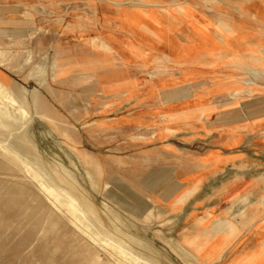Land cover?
<instances>
[{
	"label": "rangeland",
	"instance_id": "1",
	"mask_svg": "<svg viewBox=\"0 0 264 264\" xmlns=\"http://www.w3.org/2000/svg\"><path fill=\"white\" fill-rule=\"evenodd\" d=\"M113 5L123 22L141 29L127 33L145 54L140 87L145 100H152L148 95L155 90L166 95L208 92V102L241 110L240 118L232 113L226 118L227 134L233 125L244 131L252 116L264 117L245 104L264 98V0H113ZM29 45L0 38V72L5 76L0 77L14 92L7 110L14 116L26 114V140L0 127V264H138L137 256L145 264H208L216 259L215 254L201 257L204 242L192 252L186 248L183 225H170L173 220L155 209L144 177H105V163L84 159L74 115L63 113L62 105L93 84L62 72L71 50L33 51ZM0 106H5L1 99ZM256 130L259 135L264 124ZM255 142L256 137L243 139L230 149L246 158L210 179L209 202H217L216 210L226 218L199 236L203 241L220 234L221 246L239 225L240 250L261 239L254 230L264 225V147ZM216 186L224 192L213 201ZM55 187L64 197L56 195ZM238 202L240 210L234 213ZM235 217L239 220H229ZM232 253L211 264H225ZM234 264H264V240Z\"/></svg>",
	"mask_w": 264,
	"mask_h": 264
},
{
	"label": "crops",
	"instance_id": "2",
	"mask_svg": "<svg viewBox=\"0 0 264 264\" xmlns=\"http://www.w3.org/2000/svg\"><path fill=\"white\" fill-rule=\"evenodd\" d=\"M119 14L113 0H0V38L29 43L33 51L71 50L62 72L93 84V89H79L72 102L64 100L62 105L63 113L74 115L84 159L105 163V177H144L155 209L173 220L170 225H183L182 240L190 252L204 242L199 248L201 257L215 254L216 258L208 264L228 251L233 253L225 264L231 260L234 264L264 240V225L254 230V236L261 239L254 238L244 250L237 241L240 225L221 246L220 234L203 241L199 236L216 220L226 218L214 203L224 187H215L216 197L210 204V179L223 176L227 168L246 158L244 153L230 152L243 139L256 137L255 144L264 147V131L254 135L264 117L252 116L244 131L233 125V132L227 134L226 118L230 113L240 118L241 110L237 105L208 102V92L169 91L166 95L155 90L148 95L152 100H145V91L140 89L145 81V54L127 33L141 29L130 27ZM0 76L5 77L3 72ZM245 104L264 113V98ZM240 207L238 202L233 212ZM210 214L214 215L211 219Z\"/></svg>",
	"mask_w": 264,
	"mask_h": 264
},
{
	"label": "bare ground",
	"instance_id": "3",
	"mask_svg": "<svg viewBox=\"0 0 264 264\" xmlns=\"http://www.w3.org/2000/svg\"><path fill=\"white\" fill-rule=\"evenodd\" d=\"M41 7V6H40ZM41 14V13H40ZM42 15V14H41ZM220 26V25H219ZM224 27L228 30L229 28L227 26L224 25ZM225 30V29H224ZM229 32V31H228ZM222 36V35H221ZM232 36V35H231ZM226 38V37H225ZM220 45V44H219ZM245 92L251 93V90L247 89ZM0 99L2 101H4L5 106L1 107L0 106V127H5L6 129H8L9 132H11L13 135H15L17 138L21 139V140H26V136H25V131H24V124L26 121V114H23L19 117V116H14L11 113H9V111L7 110V107H10L11 104L13 103L14 100V92L11 91V89L9 88L8 84L5 83L1 77H0ZM39 117V116H38ZM45 120V119H44ZM47 120V119H46ZM29 123V122H28ZM56 123V122H55ZM53 125V124H52ZM56 126V124L54 125ZM28 127V126H27ZM55 132L57 133V129H55ZM9 133V134H11ZM12 142V141H11ZM7 151H10V149H7ZM14 156L17 158H20V156L18 154H16L15 152H13ZM31 160V159H30ZM24 161V160H23ZM32 162V161H31ZM33 168H35L36 170H38V172L42 173V170L39 169L37 166H33ZM42 175V174H41ZM42 178H44L42 176ZM44 180V179H43ZM45 182V181H44ZM56 188V187H55ZM53 188V191L57 192L56 195H58L60 198L64 197V195L62 194V192L57 191V188L55 189ZM52 189V188H51ZM92 191V190H91ZM66 197V196H65ZM65 199V198H64ZM69 204L74 207L77 208L76 202L73 199H69L68 200ZM149 206V205H148ZM76 210V209H75ZM77 212V211H76ZM78 213V212H77ZM80 215V214H79ZM82 216V215H81ZM131 229V228H130ZM112 248V246H110ZM121 246H118L119 250H123L121 249ZM114 249V247L112 248ZM116 250V249H115ZM180 250L183 252V254L186 257H191L189 254H187L186 252H184L183 249L180 248ZM123 254H126V256L130 255L131 252H127L125 250L122 251ZM118 253V252H117ZM134 260H136L135 258H133ZM138 259V264H145L143 261H141V258L137 256ZM145 260V259H144ZM133 262V261H132ZM197 262V261H196ZM160 264V263H159Z\"/></svg>",
	"mask_w": 264,
	"mask_h": 264
}]
</instances>
